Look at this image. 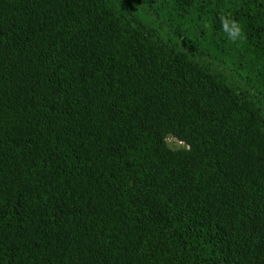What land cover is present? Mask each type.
I'll return each mask as SVG.
<instances>
[{
  "label": "trees",
  "instance_id": "obj_1",
  "mask_svg": "<svg viewBox=\"0 0 264 264\" xmlns=\"http://www.w3.org/2000/svg\"><path fill=\"white\" fill-rule=\"evenodd\" d=\"M0 264H264V0H0Z\"/></svg>",
  "mask_w": 264,
  "mask_h": 264
},
{
  "label": "clouds",
  "instance_id": "obj_2",
  "mask_svg": "<svg viewBox=\"0 0 264 264\" xmlns=\"http://www.w3.org/2000/svg\"><path fill=\"white\" fill-rule=\"evenodd\" d=\"M220 26L231 43L241 42L246 39L244 28L230 12L219 16ZM207 27V25H205Z\"/></svg>",
  "mask_w": 264,
  "mask_h": 264
},
{
  "label": "rangeland",
  "instance_id": "obj_3",
  "mask_svg": "<svg viewBox=\"0 0 264 264\" xmlns=\"http://www.w3.org/2000/svg\"><path fill=\"white\" fill-rule=\"evenodd\" d=\"M168 143L172 147L183 146V142L179 141L178 139H176L175 137H172V136L168 137Z\"/></svg>",
  "mask_w": 264,
  "mask_h": 264
}]
</instances>
